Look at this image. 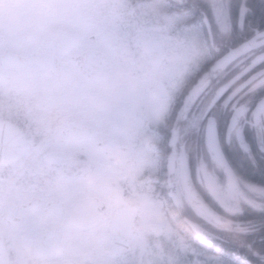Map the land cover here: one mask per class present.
Returning a JSON list of instances; mask_svg holds the SVG:
<instances>
[{"label":"flooded vegetation","instance_id":"flooded-vegetation-1","mask_svg":"<svg viewBox=\"0 0 264 264\" xmlns=\"http://www.w3.org/2000/svg\"><path fill=\"white\" fill-rule=\"evenodd\" d=\"M133 2H156L163 13L181 16L173 33L185 28L191 30L180 37L191 42V47L184 52L191 60L180 71H169L172 66L169 58L168 72L151 90L98 110L85 97L89 94L98 99L103 97L96 87V80L107 74L109 77L117 67L118 58L115 56L108 64L107 72L103 71L109 54L97 46L81 42L84 33L80 35L78 30L83 26L80 20L73 28L67 27L69 19L62 21L60 34L50 37L51 46L43 50L49 56L57 55L60 67L45 62L42 69L53 72V75L59 74L63 81L54 97L46 98V106L63 112L66 126L82 134L77 140L58 144L50 131L38 126L33 115L24 108L23 98L0 99V120L14 125L18 131L16 135L21 139L16 157L0 161V264H17L18 249L24 243L40 249L49 264H145L147 256L157 251L161 252V264H173L170 252L181 250L179 243L171 241L173 233L180 235L177 220L181 207L191 227L195 215L209 218L193 202L184 184L186 167L202 197L217 211L239 222H232L233 226L241 227L245 221L239 218L243 216L234 217L229 212H242L245 204L251 202L242 201L239 210H226L209 191L205 183L208 175L220 180L225 190L240 196L251 195L255 204H260L259 193L264 192V187L256 185L252 177L264 168V137L260 134L264 114L259 112L264 101V82H261L264 81V0ZM64 5L68 14L79 8L83 10V15L78 18L82 17L84 23L91 26L105 24L110 30L114 18H117L121 29L125 28L127 9L121 10L123 7L117 3L109 0H58V6ZM117 11L122 12V16H118ZM71 14L67 17L73 18ZM145 30L156 35L148 28H144L143 33ZM3 36L0 34V40ZM98 37L89 34L93 43ZM104 39L111 41L113 38L106 35ZM251 39L249 49L238 51L219 63L227 53ZM141 44L143 46V41ZM5 51L23 54L4 47L0 42V55ZM167 54L165 49L156 57L166 60ZM23 55L27 56L24 67L0 63V68L26 71L31 60L27 54ZM96 55L100 58L97 59ZM38 63L41 64L42 60ZM42 93L47 94L45 90ZM126 121L134 124V134L125 135L119 131L120 125ZM208 135L211 138L216 135L242 191L230 188L223 167L212 161ZM240 139H244L245 145ZM96 141H103L109 148L123 149L134 160L132 171L112 169L107 172V177L109 188L119 194L124 204L119 215L127 206L136 208L132 223L138 235L129 241L123 252L113 250L111 223L115 216L102 230L98 241L80 239L69 253H58L55 249L58 232L54 228H40L33 218L22 215L12 204L17 192L23 188L33 191L41 204L47 205L54 220L61 219L66 211L61 197L37 184L35 172L22 167L21 161L31 162L34 169L40 150L45 146L55 147L61 171L71 181L77 196L82 197L80 180L84 171L99 167L92 147ZM100 211H104L103 206ZM188 246L195 255L194 246L191 243ZM191 253L184 254L187 259L178 253L181 258L177 264H195Z\"/></svg>","mask_w":264,"mask_h":264},{"label":"clouds","instance_id":"clouds-1","mask_svg":"<svg viewBox=\"0 0 264 264\" xmlns=\"http://www.w3.org/2000/svg\"><path fill=\"white\" fill-rule=\"evenodd\" d=\"M66 15L69 14L58 6V0H3L0 3V17L12 24L27 20L32 30H38L44 22H58L59 18ZM71 15V26H78L79 14ZM113 51L118 58L115 71L108 78L98 77L96 80V87L103 97L98 99L91 94L85 97L98 110L151 90L169 70L165 59L154 56L146 46L132 52L127 46L114 43ZM53 84L59 88L63 86V81L60 77H53ZM21 103L33 115L37 125L47 128L58 144L77 140L82 134L66 126L63 112L46 106L43 94L26 95ZM259 112L264 114V101L261 102ZM119 131L132 135L134 124L126 121L120 125ZM260 134L264 137V122L260 123ZM92 147L99 167L84 171L80 180L82 197L77 196L71 181L61 171L55 147L45 146L40 150L34 169L31 162L21 161L22 167L35 172L37 184L51 189L61 197L66 211L61 219L54 220L47 205L41 204L33 191L23 188L17 192L12 204L22 215L33 218L40 228H54L58 232L59 238L55 244L58 253H69L80 239L98 241L110 219L118 215L124 206L119 194L109 188L107 172L112 169L132 171L134 160L123 149L109 148L103 141L94 142ZM239 202L236 201L237 204ZM102 206L103 212L100 211ZM220 226L231 229L232 221L223 220ZM237 229L242 230L238 226ZM18 252L17 264H49L41 250L32 244H22Z\"/></svg>","mask_w":264,"mask_h":264},{"label":"rangeland","instance_id":"rangeland-1","mask_svg":"<svg viewBox=\"0 0 264 264\" xmlns=\"http://www.w3.org/2000/svg\"><path fill=\"white\" fill-rule=\"evenodd\" d=\"M103 1L104 0H99V2ZM131 1V3H128L125 0H116L115 2L113 0H109L111 3H117V5L122 6L123 8L121 10L127 9V18L125 20L126 25L124 29H121L119 24L120 21L117 18H114L113 25H110L111 29L109 30L105 24L104 26L99 25L94 27V25L91 26L87 22L84 23L83 18L80 17L79 20L82 22L83 26L78 27V30L81 32L80 35H83L84 33V37L81 42L84 45L97 46L109 54L103 68V71L107 72L108 64L112 62L113 58L116 56L113 51V44L119 43L127 46L132 52H136L137 49L142 47L141 42L143 30L144 28H148L152 34L160 35L165 39V49L168 51L165 61L167 63L168 59L171 58L170 60L172 63L169 71H180L183 66L191 60L184 54L185 51H188L187 48L191 47V42L187 41L188 38H180L182 37V34H188L191 30L185 28L184 30L181 29V32L179 31L175 34L173 33L174 26L180 22L182 17L174 15L171 16L163 13L156 2L151 4L144 2L134 3L133 0ZM2 2L3 0H0V3ZM117 5L116 8H118ZM61 8L66 10V5ZM74 13L83 15V10L79 8L78 10H75ZM70 14L71 13L69 12V15ZM116 14L118 16H122V12L117 11ZM65 18L69 19V26L67 27H72L70 23L72 18H68L66 15L59 18L58 22H44L38 30H32L28 27L27 20H22L20 23L12 24L0 17V34L4 35V38L0 40L1 44L15 52L27 54L31 60V64L26 71H10L0 68V99H8L13 96L14 98H23L31 93L43 94L42 92L44 90L45 93H47L46 95L43 94L45 98L54 97L56 90H59L60 87L57 88L53 84V77H59V74L55 73L56 75H53V72L45 71L42 68L45 62H51L53 66L60 67V60L57 58V55L49 56L44 54L45 51L43 50L46 44L51 43L50 37L60 34V30L62 29L61 26H63L61 23ZM90 33L99 35L96 42L93 43L89 38ZM106 35L112 36L113 39L111 41H106L104 39ZM171 52L176 54H172ZM173 56L175 57L174 59H172ZM38 60H42V63L39 64ZM57 72H60V68ZM105 78H108V74L105 75ZM21 81H23L22 86L19 85ZM28 85H31V87ZM205 183L209 191L216 197L218 203L228 211L241 209L242 201L255 204V200L251 197V195L240 196L239 194L225 190L220 180L213 176L208 175ZM237 200L240 201L239 204L236 203ZM171 241L179 243L181 246V250L177 252L171 251L170 254L168 253L172 263L177 264L178 260L181 258L177 255L181 254L183 257L188 253H191L190 247L188 246L187 241L177 233H173ZM190 257L194 258L195 264H205L204 261L199 259L196 254L192 255L191 253ZM160 258L161 252L157 251L154 255L147 256L144 263L161 264ZM212 264L228 263L224 259H220V257H218L215 258Z\"/></svg>","mask_w":264,"mask_h":264},{"label":"trees","instance_id":"trees-1","mask_svg":"<svg viewBox=\"0 0 264 264\" xmlns=\"http://www.w3.org/2000/svg\"><path fill=\"white\" fill-rule=\"evenodd\" d=\"M51 43L46 44V50ZM254 179L256 185L264 187V168ZM260 204H245L242 212H229L234 217L243 218L245 223L231 229L215 225L207 216L195 215L191 227L180 209L177 227L185 240L195 248L197 257L212 264L215 258H222L232 264H264V192L259 193ZM215 257V258H214ZM247 260V261H246Z\"/></svg>","mask_w":264,"mask_h":264},{"label":"water","instance_id":"water-1","mask_svg":"<svg viewBox=\"0 0 264 264\" xmlns=\"http://www.w3.org/2000/svg\"><path fill=\"white\" fill-rule=\"evenodd\" d=\"M206 22L209 28L208 20ZM252 41L253 39L244 42L242 45L238 46L237 49H234L233 51L227 53L223 59L219 60V63L224 59L226 60L230 55H234L238 51H246L247 49H249ZM143 46L149 48L154 56H160L164 51V40L163 38L158 36H151L147 31H145L143 33ZM95 57L98 59L100 58V55H96ZM0 63L6 66L21 68L27 64V57L20 54H15L11 51H5L0 55ZM94 67L95 66L92 62V68ZM17 133L18 131L14 125L0 120V161L12 160L18 154L21 146V139L17 137ZM240 140L241 143L245 145L244 139ZM207 145L209 150L211 151L212 161H215L217 164L223 167L226 173L227 185L232 189L236 187L240 191H242L237 175L227 161L218 143L216 135L212 138L209 135L207 136ZM183 180L189 194L193 199V202L196 203L201 209H203L215 224L220 225L223 220H230L239 224L237 220H234L231 217L217 211L202 197V195L195 187L187 167L183 172ZM127 207L128 208L123 211L121 215H116L115 219L111 223L114 235L112 249L120 253L127 249L129 246V241L138 235L137 230L132 223L136 208L134 206H132L131 208L129 206Z\"/></svg>","mask_w":264,"mask_h":264}]
</instances>
